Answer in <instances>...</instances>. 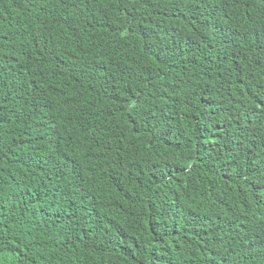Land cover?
Masks as SVG:
<instances>
[{
    "label": "trees",
    "instance_id": "trees-1",
    "mask_svg": "<svg viewBox=\"0 0 264 264\" xmlns=\"http://www.w3.org/2000/svg\"><path fill=\"white\" fill-rule=\"evenodd\" d=\"M0 264H264V0H0Z\"/></svg>",
    "mask_w": 264,
    "mask_h": 264
},
{
    "label": "clouds",
    "instance_id": "clouds-1",
    "mask_svg": "<svg viewBox=\"0 0 264 264\" xmlns=\"http://www.w3.org/2000/svg\"><path fill=\"white\" fill-rule=\"evenodd\" d=\"M259 210H261V209H259Z\"/></svg>",
    "mask_w": 264,
    "mask_h": 264
}]
</instances>
